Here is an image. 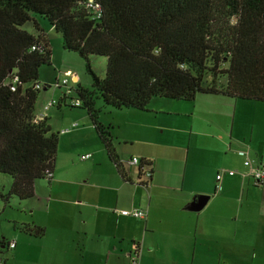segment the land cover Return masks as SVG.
Here are the masks:
<instances>
[{"label": "crops", "instance_id": "obj_1", "mask_svg": "<svg viewBox=\"0 0 264 264\" xmlns=\"http://www.w3.org/2000/svg\"><path fill=\"white\" fill-rule=\"evenodd\" d=\"M164 105L170 107L162 115ZM263 107L215 94L192 101L153 98L145 111H124L113 138L122 142L114 149L126 180L108 161L88 117L89 124L80 128L69 124V132L60 135L72 133L65 140L85 143L80 156L90 159L81 161L92 160L87 165L94 169L79 185L71 180L65 192L75 197L61 200L66 206L54 222L42 221L31 209L29 221L16 226L15 241L0 237L3 264H131L135 248L137 264H264V182L253 184L243 165L245 155L238 154L246 152L254 162L264 159ZM132 157L150 166L139 175ZM61 159L70 162L66 155ZM221 170L236 174L223 175L216 190L215 175ZM57 175L54 161L47 181L51 187L60 183ZM37 189L34 184L28 199L36 207L51 199L38 197ZM201 195L208 197L205 205L190 211ZM130 209L144 210L146 217L116 212ZM44 214H50L46 204ZM25 226L42 228V236L23 232ZM9 242H14L12 250Z\"/></svg>", "mask_w": 264, "mask_h": 264}, {"label": "trees", "instance_id": "obj_2", "mask_svg": "<svg viewBox=\"0 0 264 264\" xmlns=\"http://www.w3.org/2000/svg\"><path fill=\"white\" fill-rule=\"evenodd\" d=\"M36 18L60 35L63 50L85 61L90 90L75 84L77 109L85 110L122 180L94 98L104 107L139 111L153 98L192 101L197 95L264 103V0H0V174L11 178L0 193L5 202L32 198L35 181L50 180L57 151L46 118L33 122L34 85L51 57ZM28 22L37 35L21 29ZM90 56L105 59L103 78L90 69ZM66 99L72 97L60 96L55 108H73ZM149 166L138 160L139 175ZM22 231L43 234L42 228Z\"/></svg>", "mask_w": 264, "mask_h": 264}, {"label": "rangeland", "instance_id": "obj_3", "mask_svg": "<svg viewBox=\"0 0 264 264\" xmlns=\"http://www.w3.org/2000/svg\"><path fill=\"white\" fill-rule=\"evenodd\" d=\"M36 23L38 27L42 29L44 36L47 38L48 45L51 52L50 65H42L38 71V83L41 86H47L45 90H39V94L34 104V112H40L46 102L49 100H58L61 96V91L56 89L55 82L56 80L62 79V74L66 71H69L72 75L77 78L79 85L87 90H90L91 78L85 69V61L81 59L74 52H67L61 48V38L52 29L46 26L45 21L36 18ZM21 29L32 34L37 35V31L34 29L32 22H28L21 26ZM89 67L92 72L98 77L103 78L105 71V59L98 56H90L88 58ZM75 85H71L70 82L67 83V88H74ZM70 97L74 98L75 94L73 90L70 93ZM94 109L97 111V122L101 123L104 127H110L109 134L112 139L113 145L117 142L122 143L121 141H116L113 138V130L116 128L118 123H123V112L131 111L132 113H139V110L135 109H120L115 110L108 107H104L98 98H94ZM171 103V102H170ZM149 104V102H148ZM147 104V106H148ZM170 106L164 105L162 115ZM264 108V107H263ZM147 109V107H146ZM166 116V115H165ZM46 125L49 126V129L52 133L57 135V152L55 158V172L58 174L56 176L57 180L60 183L55 184L51 187V182H47L45 179L36 180L35 185L38 186L37 192L38 197L47 198L50 195L51 199L46 202L44 200L38 203V207L33 201H19L16 198H10L6 202L0 199V237L7 238H17V229L16 226L22 222L29 221L28 212L32 209L33 215H39L42 217V221L48 220L54 222L56 220L55 215L60 208L66 206L63 205L61 200H71L74 197H68L66 190L72 187L71 180L76 179L77 185H79L82 179L86 175H89L94 168L89 167L87 164L91 161H81L80 153H82L85 143H81L79 138L76 140L68 141L65 140L67 136H71L72 133L67 135H60V131L68 128L71 123H76L80 128L85 124H89L85 110L77 108H69L60 106L59 109L52 108L48 110L45 114ZM164 117V116H162ZM133 122L134 120H130ZM69 125V126H68ZM121 127V125H120ZM119 127V128H120ZM246 129L248 126L245 127ZM100 144V143H98ZM122 147V145L120 146ZM67 156L70 160L66 161L64 164L61 162V156ZM109 166V165H105ZM127 171V170H126ZM55 179V175L53 180ZM66 180V181H64ZM69 180V181H68ZM11 178L7 175L0 174V193L5 194L10 186ZM49 185V186H48ZM79 193V188L76 189V193ZM70 201V202H71ZM45 204L48 206L50 211L49 215L44 214ZM118 208H121L118 206Z\"/></svg>", "mask_w": 264, "mask_h": 264}, {"label": "built area", "instance_id": "obj_4", "mask_svg": "<svg viewBox=\"0 0 264 264\" xmlns=\"http://www.w3.org/2000/svg\"><path fill=\"white\" fill-rule=\"evenodd\" d=\"M70 82V84L73 86L77 83V78L72 75L69 71H66L62 74V79L59 81V80H56L55 82V86H56V89L58 90H62V88H64L62 91H61V96H64V97H69L70 96V93L72 91L71 88L69 89H65L67 88V83ZM34 88L36 90H41V86L39 84H35L34 85ZM59 103V101L57 100H49L48 102H46L42 108V110L35 115V117L33 118V122L34 123H38L40 121H42L44 118H45V114L48 110H50L51 108L55 107L57 104ZM65 103L72 106L73 108H77L80 106V100L77 99V98H72V99H66L65 100ZM76 126V124H72L71 127H74ZM69 132V128H65L63 130L60 131L61 134H64V133H67ZM239 155H245V159L243 161V165L244 167L247 169V172L249 174V176H251V179L253 181V184L254 185H262L263 182H264V159L260 160V161H257V162H254L253 160L249 159L246 155V152H243V151H239L238 152ZM90 159V155L89 154H86V155H83V156H80V160H88ZM130 163L132 165H137L138 163V159H136L135 157H132L130 159ZM236 172L233 171V170H228V171H218L215 175V181L217 182V187H216V190H218L219 188V181L221 179V177L223 175H228L230 177H232L233 175H235ZM144 176L146 178H149L150 176V173L149 172H146L144 174ZM46 177L48 179H51L52 177V173H47L46 174ZM120 216H124V217H131V218H137V219H144L146 217V212L144 210H140V209H130V210H119V211H116ZM7 248L9 250H12L14 248V242H9L7 243ZM137 259H138V252H137V248H135L132 253L130 254L129 256V261L131 264H137ZM0 264H3V260L0 258Z\"/></svg>", "mask_w": 264, "mask_h": 264}, {"label": "water", "instance_id": "obj_5", "mask_svg": "<svg viewBox=\"0 0 264 264\" xmlns=\"http://www.w3.org/2000/svg\"><path fill=\"white\" fill-rule=\"evenodd\" d=\"M42 89L45 90V88ZM207 200L208 197L203 195L194 198L193 202L190 204L189 210L193 212L199 211L205 205Z\"/></svg>", "mask_w": 264, "mask_h": 264}]
</instances>
